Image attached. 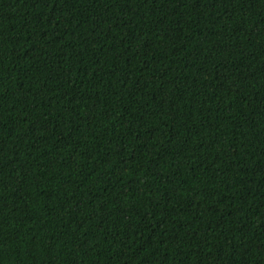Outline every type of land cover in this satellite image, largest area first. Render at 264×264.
Listing matches in <instances>:
<instances>
[{
    "label": "trees",
    "instance_id": "trees-1",
    "mask_svg": "<svg viewBox=\"0 0 264 264\" xmlns=\"http://www.w3.org/2000/svg\"><path fill=\"white\" fill-rule=\"evenodd\" d=\"M0 264H264V0H0Z\"/></svg>",
    "mask_w": 264,
    "mask_h": 264
}]
</instances>
